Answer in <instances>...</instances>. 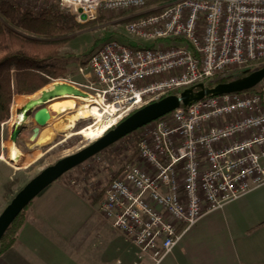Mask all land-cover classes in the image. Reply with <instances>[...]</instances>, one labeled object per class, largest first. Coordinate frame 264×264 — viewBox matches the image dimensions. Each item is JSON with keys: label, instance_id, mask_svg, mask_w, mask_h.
Returning <instances> with one entry per match:
<instances>
[{"label": "built area", "instance_id": "built-area-1", "mask_svg": "<svg viewBox=\"0 0 264 264\" xmlns=\"http://www.w3.org/2000/svg\"><path fill=\"white\" fill-rule=\"evenodd\" d=\"M10 1L34 13L59 1L83 25L123 15L137 46L111 40L79 68L101 102L100 138L151 103L264 60V0ZM133 136L138 163L96 206L134 249L131 264H158L205 215L264 187V81L258 92L182 106Z\"/></svg>", "mask_w": 264, "mask_h": 264}, {"label": "crops", "instance_id": "crops-1", "mask_svg": "<svg viewBox=\"0 0 264 264\" xmlns=\"http://www.w3.org/2000/svg\"><path fill=\"white\" fill-rule=\"evenodd\" d=\"M1 135L0 129V142ZM1 148L0 164L8 174L0 175V214L11 198L6 195L14 176L11 166L20 170L5 160ZM94 201L62 181L52 184L28 207L18 241L0 256V264H119L124 244L130 245L101 217ZM93 241L91 248L100 254L82 262L72 250ZM158 264H264V187L205 215Z\"/></svg>", "mask_w": 264, "mask_h": 264}, {"label": "rangeland", "instance_id": "rangeland-1", "mask_svg": "<svg viewBox=\"0 0 264 264\" xmlns=\"http://www.w3.org/2000/svg\"><path fill=\"white\" fill-rule=\"evenodd\" d=\"M122 16V14H109L107 17H101L98 20L100 22L90 25L86 24L88 26H86L85 29L65 37V39H68L69 42L61 50L58 59L54 62L55 66L63 67L67 70L66 78L60 79L68 80L80 85V89L83 92L95 97V93L89 90L87 87L88 83L86 78L81 76L79 73V68L82 66V63L88 62L91 56L98 49L103 47L111 40H117L121 43H126L127 45L129 44L131 46H137V39L126 35L124 30L125 22L124 20L120 21L124 18ZM160 46L164 48L167 45L163 42ZM262 62L263 61L254 62L248 69H253V71L259 70L264 67ZM232 74H238V72H234ZM52 84L53 82L43 89L51 86ZM42 90L31 96L19 97H32L38 95ZM14 101L15 99L13 100L11 116L9 120L0 124L2 134L0 146L4 152V158L8 162H10L8 160L9 145L14 144L11 141V132L14 129V124L11 119L14 111H16V113L18 112V110H14ZM53 115L57 114L53 113ZM68 119L69 115H64L57 118L56 120H51L45 128L41 129L39 137L37 136L33 141H30L31 132L27 131L19 136L18 144L14 145L21 151L23 156H26L29 159L31 157L29 156L31 151L39 149H41L43 153L42 157L35 161L28 162L21 167L15 166L16 168H20V170H16L11 166L14 176L6 186V195L9 196V193H11L9 196L11 198L5 202L6 206L11 202L15 195L41 171L55 164L57 161L79 152L84 147H87L92 143L83 136L79 135V132L91 125L93 123V119L82 120L71 132H63L61 125L63 123H67ZM23 125L28 126L29 129L33 128L32 119L28 118ZM132 141L133 139L130 141L131 143L122 141L115 147L103 151L102 153L65 174L62 178H60L59 181L74 187L81 193H84L86 196L90 197L92 200L94 198V203L96 205L98 198L103 196L111 181L121 175L124 167L129 163H138V156L133 158L135 151ZM10 164L13 165L12 162H10ZM6 171L8 170L5 169L2 164H0V175L6 176V174H8ZM101 217L108 222L107 224L109 226L113 228L110 221H108L102 215ZM113 230L115 229L113 228ZM95 241H93L92 244H89V246L84 249L79 251L75 249L72 251L74 254H77L76 256L82 262L88 263L94 261L97 255L101 252V250L98 248H91ZM129 251L133 252L134 249L131 246L124 244L123 252L120 253L121 264L132 263V261L129 259ZM148 264H154V261L148 259Z\"/></svg>", "mask_w": 264, "mask_h": 264}, {"label": "trees", "instance_id": "trees-1", "mask_svg": "<svg viewBox=\"0 0 264 264\" xmlns=\"http://www.w3.org/2000/svg\"><path fill=\"white\" fill-rule=\"evenodd\" d=\"M88 25L79 24L73 14L62 8L59 1H53L49 8L34 13L13 1L0 0V124L9 120L16 96H31L53 80L66 78V68L57 67L54 62L69 42L65 37L85 29ZM87 63H82L81 67H85ZM262 63L264 64V60ZM252 72L253 69H248L238 74L221 75L205 84L212 88L220 83L243 78ZM258 91L259 86L249 92ZM141 130L120 141L131 143L133 139V158L139 153V138L133 135L139 134ZM27 210L28 207L1 240L0 256L17 243L25 224Z\"/></svg>", "mask_w": 264, "mask_h": 264}, {"label": "water", "instance_id": "water-1", "mask_svg": "<svg viewBox=\"0 0 264 264\" xmlns=\"http://www.w3.org/2000/svg\"><path fill=\"white\" fill-rule=\"evenodd\" d=\"M263 81L264 67L243 78L228 83H220L212 88L207 87L204 83L197 84L178 95L167 96L158 102L151 103L134 112L113 129L109 130L100 139L92 142L79 152L57 161L31 179L15 195L0 214V242L18 216L29 207L41 193L52 184L58 182L60 178L71 170L103 151H106L131 134L171 114L182 106L190 107L192 104L208 97H220L223 95L249 92L258 87ZM56 90H60L62 94L52 95L48 99H43V104L36 107L28 106L26 109V118H31L32 124L35 126L33 129V138H36L40 134V130L45 128L52 119V113L48 109V103L50 101L62 97L63 95L74 94V97H83L87 95L81 90L66 83L57 85ZM24 128H28V126L23 124L14 126L11 132V141L14 144H18L19 136L22 134Z\"/></svg>", "mask_w": 264, "mask_h": 264}, {"label": "bare ground", "instance_id": "bare-ground-1", "mask_svg": "<svg viewBox=\"0 0 264 264\" xmlns=\"http://www.w3.org/2000/svg\"><path fill=\"white\" fill-rule=\"evenodd\" d=\"M61 84L64 83L55 82L51 86L43 89L38 95L32 97L17 96L14 101L15 104L14 110H18V112L16 113V111H14L11 119L13 121L14 126H18L26 122L27 118L25 114L28 106H32V107L39 106L43 104L42 101L43 99H48L52 95L55 96L62 94L60 90H56V86ZM86 94L87 95L83 97H74V94L63 95L62 97L54 99L48 103V109L52 113L51 120H56L57 118L62 117L64 115H69L68 122L63 123L61 125V129L63 132H71L76 128L77 124L82 120H87V119L98 120L99 118H101L100 110L98 107V105L101 104L100 100L97 97H93L88 93ZM53 113H56L57 115H53ZM102 133H103V128H100L99 124H96L94 126L92 123L85 129H82L79 132V135L86 138L89 142L92 141L95 142V140L100 139ZM8 152H9L8 160L12 162L13 165L16 167H21L27 164L28 162L35 161L42 157V152L39 151L36 154L32 155L30 159H28L26 156L22 155L21 151L14 144L9 145Z\"/></svg>", "mask_w": 264, "mask_h": 264}, {"label": "flooded vegetation", "instance_id": "flooded-vegetation-1", "mask_svg": "<svg viewBox=\"0 0 264 264\" xmlns=\"http://www.w3.org/2000/svg\"><path fill=\"white\" fill-rule=\"evenodd\" d=\"M35 128V126L33 125V128H31V129H29V128H24L23 130H22V133H24V132H31V134L32 135H34V133H33V129Z\"/></svg>", "mask_w": 264, "mask_h": 264}]
</instances>
